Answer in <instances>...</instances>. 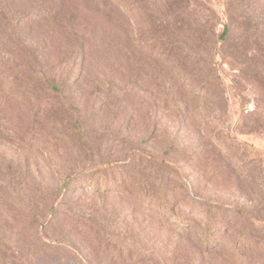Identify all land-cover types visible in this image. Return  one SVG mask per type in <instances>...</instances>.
Masks as SVG:
<instances>
[{"label":"rangeland","instance_id":"1","mask_svg":"<svg viewBox=\"0 0 264 264\" xmlns=\"http://www.w3.org/2000/svg\"><path fill=\"white\" fill-rule=\"evenodd\" d=\"M226 2L0 0V264H264V0Z\"/></svg>","mask_w":264,"mask_h":264},{"label":"trees","instance_id":"2","mask_svg":"<svg viewBox=\"0 0 264 264\" xmlns=\"http://www.w3.org/2000/svg\"><path fill=\"white\" fill-rule=\"evenodd\" d=\"M205 3H207L208 2V0H203ZM242 5H243V7L245 8V4H244V0H227V2H226V12H227V14L230 16V19H232L233 17H237V14H232V11L233 10H235V9H238V10H240V9H242ZM226 28H225V30H224V34H227L228 33V30L230 29V27H231V23H230V21H227L226 23ZM48 87L52 90V91H54L55 93H57V92H60V90H61V87H59V86H57L55 83H53V82H50L49 84H48ZM167 211H170L171 213H172V218H177L178 217V214H177V212L174 210V208H173V204H170L168 201L165 203V202H162V204H161ZM208 229H209V231L210 232H212L213 231V227L210 225V224H208ZM209 232V233H210ZM204 241H206L207 239H203Z\"/></svg>","mask_w":264,"mask_h":264}]
</instances>
